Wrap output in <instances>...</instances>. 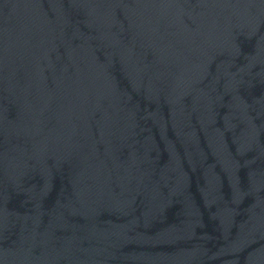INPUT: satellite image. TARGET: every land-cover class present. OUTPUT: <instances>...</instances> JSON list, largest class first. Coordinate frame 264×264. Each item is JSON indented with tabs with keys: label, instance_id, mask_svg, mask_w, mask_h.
I'll return each mask as SVG.
<instances>
[{
	"label": "water",
	"instance_id": "95a60500",
	"mask_svg": "<svg viewBox=\"0 0 264 264\" xmlns=\"http://www.w3.org/2000/svg\"><path fill=\"white\" fill-rule=\"evenodd\" d=\"M0 264H264V0H0Z\"/></svg>",
	"mask_w": 264,
	"mask_h": 264
}]
</instances>
